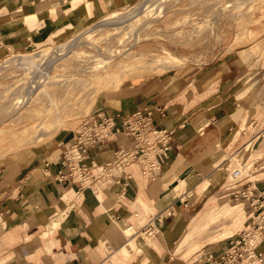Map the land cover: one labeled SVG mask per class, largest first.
Here are the masks:
<instances>
[{
  "label": "crops",
  "instance_id": "1",
  "mask_svg": "<svg viewBox=\"0 0 264 264\" xmlns=\"http://www.w3.org/2000/svg\"><path fill=\"white\" fill-rule=\"evenodd\" d=\"M78 1L69 8L68 0H0V57L10 48L27 47L33 37L43 36L46 31L51 37L49 31L53 25H71L80 17L84 18L82 8L79 13L75 11ZM87 1L90 13L96 14L94 19L97 20L133 0ZM56 6L61 9H54ZM51 7L53 13L45 12ZM98 13L102 15L97 16ZM65 28L68 31L64 32L74 29ZM230 63L219 62L197 76L143 78L128 86L123 94L103 101L99 112L115 115L117 124L136 109H150L156 126L171 130L164 167L155 173L157 178L151 174L140 183L136 177L131 179L134 173L130 172L129 176H122L116 184L100 192L102 183L78 187L69 180L60 182L55 176L62 169L59 161L71 138V134L65 133L56 134L41 150L21 154L16 168L0 161V224L6 225L0 228V264H191L194 250L211 241L220 246V250L209 252L221 253L228 241L224 244L219 241L229 237H219L223 230L221 223L225 230L237 231L248 226L249 216L244 204L242 211L239 208L234 214L233 210L230 215L222 213L220 209L240 204L229 203L225 196L218 195L222 188L231 184L228 181L231 172L224 175L222 168L229 167L227 158L238 148L241 125L248 120V112L242 117L238 115L240 98H231L229 84L234 74L228 70ZM233 124L237 125L232 129ZM257 137H245L240 146L254 148ZM222 140L225 141L216 157V147ZM119 144H128V141L121 133H115L107 141L90 148L89 157L108 160ZM252 150L260 154L264 151V142ZM51 156L58 157L59 161H48ZM218 166L221 171L216 180L205 184ZM205 173L209 175L196 192L189 190L179 199L174 196L185 184L188 189L195 188ZM243 183L262 188L264 178ZM211 189L215 190L214 194ZM194 195H207V200L213 201L204 202L183 221L178 203L184 198L193 200ZM70 202L65 217L57 215L48 221L56 209ZM216 208L222 213L219 216H214ZM164 210L172 214L173 222L163 219ZM154 211V216L144 221L146 214ZM211 213L217 218L212 220ZM133 215L137 222L148 224L152 234L148 232L147 236L139 238L134 230L121 236V231L133 229L130 225ZM53 221L57 224L51 227ZM20 224L22 229L18 227ZM179 233V238L171 245L173 236ZM261 234L257 244L262 250H257L263 256L264 231ZM120 239L124 241L119 243ZM131 239L135 240V247L127 248L126 252V242ZM108 243L113 247L112 252L105 248ZM183 246H186L185 252L178 255V249ZM202 253L200 264H204L207 252ZM261 264H264V256Z\"/></svg>",
  "mask_w": 264,
  "mask_h": 264
},
{
  "label": "rangeland",
  "instance_id": "2",
  "mask_svg": "<svg viewBox=\"0 0 264 264\" xmlns=\"http://www.w3.org/2000/svg\"><path fill=\"white\" fill-rule=\"evenodd\" d=\"M154 1L159 6L158 10L152 9L156 5L150 3ZM145 2L146 6L141 11H133L136 5ZM89 5L87 0H79L75 11L79 13L82 8L83 13L85 12L84 18L80 17L78 22L71 25H53L49 31L51 37L46 31L43 36L33 37L27 47L10 48L0 57V161L16 168V160L21 154L41 150L56 134H71L72 138L83 119L96 116L105 99L123 94L128 86L143 78L162 75L184 77L188 74L197 76L219 62H231L228 67L234 74V80L229 84L231 98L234 96L239 99L241 95L245 96L244 100H238L240 106L237 112L241 117L248 112V120L241 125V137L236 143L238 148L232 150V154L227 158L229 167L222 168L224 175L236 168L240 169L241 174L237 178L229 174L230 186L222 188L217 194L219 197L225 196L229 203L240 204L234 205L235 208H222V213L230 215L233 210L234 214L239 208L242 211L243 204L249 210L247 203L237 202L241 199L233 200L229 193L240 189V184L245 180L264 178V151L257 155L252 150L264 142V0H133L119 6L118 11L103 14L97 20L94 19L96 14L88 11ZM51 9L52 7L47 8L45 12H52ZM54 9L60 10L61 7L56 6ZM100 15L102 14H97ZM112 19L118 22L88 32L89 26L94 22L102 20L104 23ZM65 27L74 29L66 33L64 31L68 30ZM76 37L84 43L74 44L70 48L63 46L67 41H74ZM60 50L64 51L63 54H59V58L55 57ZM49 51L55 52L50 54ZM41 52H44L42 64L54 62L45 68V74L40 80L33 78L30 69L22 64L20 66L15 60L11 61L25 59ZM17 53L20 55H15ZM33 57L40 56L31 58L34 59ZM48 58L53 59L47 60ZM162 59L159 65V60ZM21 92L27 96L18 101L22 96ZM236 125L233 124L232 129ZM245 137H257L254 148H245V144L240 146ZM224 141L216 147V157L219 156ZM151 160L153 162L149 158L139 159L130 164L126 171L134 173L131 179L136 177L140 183L147 180L148 176L142 175L141 168H153V177L157 178L156 172L164 167L165 158L159 163L153 157ZM48 161L58 162L59 159L51 156ZM218 167L211 179L206 180L209 174L205 173L195 188L188 189L185 184L174 196L179 199L189 190L196 192L203 181L206 180L205 184L215 181L221 171V167ZM116 174L115 177L102 182L98 192L116 184L118 175H124L119 172ZM175 181L179 183L178 180ZM214 191L210 190L212 193ZM207 199V195H194L193 200H180L178 209L182 211V220L185 221L203 206L204 202L209 201ZM211 201L213 200L209 202ZM70 204L60 210L56 209L48 221L57 215L65 217L70 210ZM218 210L219 208H216L213 211L214 216L222 214L218 213ZM155 213L156 211L148 212L144 221H148ZM214 216L212 213L209 215L212 220L217 218ZM163 217L169 223L173 222L172 214L165 210ZM131 219L130 225L133 229L121 231V236H127L134 230L139 238H144L148 232L152 234V230L148 231V224L137 222L135 215ZM56 224L53 221L51 227ZM221 225L223 230L219 237H229L219 241L220 244H224L229 238H236L237 234L246 228L245 226L232 231L225 230L224 223ZM1 226L6 225L0 224L2 229ZM138 226L141 228L137 229ZM18 227L22 229L21 224ZM253 234L254 230H251L246 240L247 245L244 246V254L253 246L262 250L257 243L249 244ZM179 236L180 233L173 236L171 245L175 244ZM259 238L261 237L252 236L253 241H258ZM122 241L124 240L120 239L118 242ZM126 243V252L127 248L135 247L134 239ZM185 248L186 246H183L178 249L177 254L182 255ZM215 249L220 250V246L213 241L199 245L191 254L194 260L191 264H200L202 252ZM239 264L261 262L245 257Z\"/></svg>",
  "mask_w": 264,
  "mask_h": 264
},
{
  "label": "built area",
  "instance_id": "3",
  "mask_svg": "<svg viewBox=\"0 0 264 264\" xmlns=\"http://www.w3.org/2000/svg\"><path fill=\"white\" fill-rule=\"evenodd\" d=\"M152 110L136 109L122 118L120 124L116 123L115 115L105 114L100 111L95 117L85 118L66 146L59 161L61 168L56 174L58 181H67L80 187H92L102 183L116 172L126 175H118L117 180L130 175L126 168L133 162L142 159L153 162L159 161L165 156L171 130L156 126ZM121 133L128 144H119L113 151L112 157L105 161L95 160L89 157L88 150L100 143L107 141L111 135ZM152 166V165H151ZM143 174L150 176L153 168H141ZM233 177L240 176V169L232 171ZM116 179V178H115ZM230 197L237 201L241 199L249 206L248 228L241 230L236 238H229L228 244L221 253L207 252L203 259L204 264H239L245 257L260 262L263 258L260 252L253 246L244 254V246L247 245L251 230L264 231V187H251L241 183L240 189L232 190ZM106 250L113 251L110 243Z\"/></svg>",
  "mask_w": 264,
  "mask_h": 264
},
{
  "label": "bare ground",
  "instance_id": "4",
  "mask_svg": "<svg viewBox=\"0 0 264 264\" xmlns=\"http://www.w3.org/2000/svg\"><path fill=\"white\" fill-rule=\"evenodd\" d=\"M76 1L77 0H68V4H69V8H71V7H73L74 5H75V3H76ZM142 3V2H141ZM141 3L139 4V5H136L135 7H134V10L133 11H138V10H142L145 6H146V3L147 2H145V3H143L142 5H141ZM150 3V2H149ZM150 4H155V1H154V3H150ZM156 5V4H155ZM148 6H149V4H148ZM148 6H147V8H148ZM158 5H156V6H154L152 9L153 10H158L159 9V6L157 7ZM87 8H88V11L90 12L91 11V7H90V5L89 6H87ZM97 9H98V7H97ZM148 10V9H147ZM150 10V9H149ZM148 10V11H149ZM145 11V10H144ZM146 12V11H145ZM148 13V12H147ZM150 13V12H149ZM103 20V19H102ZM102 20H99L98 22H94L93 24H92V26L90 25L89 26V28H88V32H91V31H93V30H95V29H99L101 26H105V25H108V24H113V23H116V22H118V20H109L108 22H101ZM112 21V22H111ZM70 23V22H69ZM98 24H100V25H98ZM69 25V24H68ZM97 25V26H96ZM66 33H68V32H66ZM79 43H84V41H82L81 39H79V37H76V39H74V41H72V42H70V41H67L66 43H64L63 44V46H66V47H68V48H70V47H73L74 46V44H79ZM48 51V50H47ZM50 52V51H49ZM55 51H51L50 52V54H53ZM63 50H60V51H57V54L55 55V57H57V58H59V56H61L62 54H63ZM46 54V53H45ZM49 54V55H50ZM59 54H61V55H59ZM37 55H39L40 57L39 58H36L37 60H35V58L34 59H32L31 57L32 56H37ZM42 55H44V52H41V53H36V54H32V55H29L28 57H26L25 59H23V58H21V60H17V59H12L11 61H16L19 65H21L22 64V66H25L26 68H28V69H30L31 71H32V76H33V78H36L37 80H40L41 79V77H43V75L45 74V73H43L44 71H45V68H48V65L49 64H53V62L52 63H44V64H42L43 63V60H41L42 59ZM56 58V59H57ZM50 59H53V58H48L47 60H50ZM55 59V60H56ZM156 60V59H155ZM152 61V60H151ZM157 61V60H156ZM161 61H163V59L162 60H159V65L161 64ZM7 62V61H6ZM158 64V63H157ZM154 65V64H153ZM128 66V65H127ZM126 66V67H127ZM158 66V65H157ZM50 67H51V65H50ZM151 67V66H150ZM34 92V91H33ZM21 94H22V96L18 99V101H22V100H24L25 99V97L27 96V95H25L24 93H22L21 92ZM244 97L245 96H243V95H241L240 96V100L242 101V100H244ZM28 100V99H27ZM233 171V170H232ZM232 171H231V174H232V176H233V173H232ZM70 204V203H69ZM233 207H235V206H233ZM249 226H247L246 228H248ZM127 229H130V227L129 228H127ZM254 235H256V236H258V237H260L262 234H261V232L259 231V230H255L254 231V234L252 235V236H254ZM252 236H251V238H250V242H249V244H254V243H258L257 242V240L256 241H253L252 240ZM261 262V261H260ZM260 262H258V263H260Z\"/></svg>",
  "mask_w": 264,
  "mask_h": 264
}]
</instances>
